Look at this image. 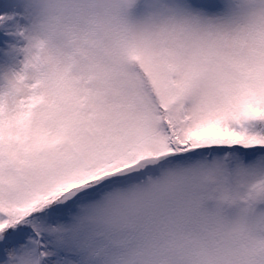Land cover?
<instances>
[{
  "label": "snow or ice",
  "instance_id": "obj_1",
  "mask_svg": "<svg viewBox=\"0 0 264 264\" xmlns=\"http://www.w3.org/2000/svg\"><path fill=\"white\" fill-rule=\"evenodd\" d=\"M20 23L0 0V55L23 54L0 73V264H109L137 243L167 264H236L209 254L199 193L211 182L236 208L233 232L253 205L264 225V0H136L48 59ZM164 172L167 199L99 224L106 194ZM262 244L254 231L243 264H264Z\"/></svg>",
  "mask_w": 264,
  "mask_h": 264
},
{
  "label": "clouds",
  "instance_id": "obj_2",
  "mask_svg": "<svg viewBox=\"0 0 264 264\" xmlns=\"http://www.w3.org/2000/svg\"><path fill=\"white\" fill-rule=\"evenodd\" d=\"M136 0H9L12 14L21 23L26 48L38 49L44 59L63 53L71 47L82 25L95 21L106 12L121 5H131ZM174 177L164 172L151 180L114 189L106 194L95 209L99 224L110 231H121L126 225L144 212L167 199L175 191ZM202 198L201 215L208 222V232L215 233V239L207 240L208 232L202 238L208 243V251L215 256L226 248L236 264H243L244 253L251 246L253 232L264 236V225H257L256 205L242 220V229L233 232L236 208L229 204L219 205L215 185L205 183L199 193ZM209 202L213 204L208 207ZM199 227V225L197 226ZM229 239L225 240V235ZM169 249L155 243H137L119 248L109 264H167ZM264 257V244L255 249L253 259ZM40 258L33 257L31 264H39Z\"/></svg>",
  "mask_w": 264,
  "mask_h": 264
},
{
  "label": "rangeland",
  "instance_id": "obj_3",
  "mask_svg": "<svg viewBox=\"0 0 264 264\" xmlns=\"http://www.w3.org/2000/svg\"><path fill=\"white\" fill-rule=\"evenodd\" d=\"M23 60V54L15 51L5 52L0 55V73H3L9 69H18L21 65L20 62ZM209 208L213 207V204L209 202Z\"/></svg>",
  "mask_w": 264,
  "mask_h": 264
}]
</instances>
